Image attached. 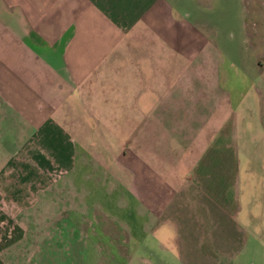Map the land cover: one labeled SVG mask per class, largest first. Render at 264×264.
Masks as SVG:
<instances>
[{"label": "crops", "instance_id": "crops-1", "mask_svg": "<svg viewBox=\"0 0 264 264\" xmlns=\"http://www.w3.org/2000/svg\"><path fill=\"white\" fill-rule=\"evenodd\" d=\"M189 14L172 16L166 0H0V264H84L85 240L93 264H126L128 225L174 264H264V43L240 63V74H252L242 167L235 99L213 71L211 34ZM192 70L210 81L198 92L199 121L180 110ZM100 97L109 102L103 113H123L122 123L99 122ZM55 110L70 120L54 119ZM99 170L120 186L121 216L83 213L69 198L67 178ZM57 187L72 216L47 227ZM57 224L61 248L51 246ZM144 247L154 257L147 264H161Z\"/></svg>", "mask_w": 264, "mask_h": 264}, {"label": "rangeland", "instance_id": "rangeland-1", "mask_svg": "<svg viewBox=\"0 0 264 264\" xmlns=\"http://www.w3.org/2000/svg\"><path fill=\"white\" fill-rule=\"evenodd\" d=\"M174 1V5L171 1L166 0V8L173 16V13H181L187 10L189 14L188 19L193 18L196 22L197 27L202 31L203 35L205 33L211 34V38L213 40V44L217 50V55H213V71H218L220 75V79L222 78L221 86L227 88L230 94V99L233 101L235 98H238V102L235 101L234 106H236V111L238 112V124L236 128V136L237 140L240 143L239 153H240V163L242 167L245 164V157L243 148L245 145L242 137H243V129L241 126L242 119L241 116L244 117V120L251 124L250 114L246 117V112L242 111V106L245 109H252L251 101H250V93L252 86V74L251 73H242L243 65L240 64L243 55L246 57V53L253 47L255 41L264 43V0H172ZM192 22V21H191ZM182 25V24H181ZM183 25L186 26L184 23ZM191 25V24H190ZM191 32V30H190ZM256 33L259 36L255 37ZM196 71V70H195ZM194 70L191 71V80L189 85V100L184 99L180 104V110L186 112L190 110V113H194V118L196 117L199 121L201 118V114L199 111L201 108V103L199 101L198 92L205 85V89H209L210 81L207 78L208 71H203L201 73V79L197 76L194 78L195 73ZM213 72V74H214ZM223 76V77H222ZM218 80V84L221 80ZM214 81V80H213ZM216 83L214 82V90L216 89ZM96 103L95 106L98 107V113L96 118H98L99 122L103 123V121H110L114 124L122 123L124 120L123 113L121 114H113L109 112L103 113L109 102L107 98H96L93 99ZM179 102V103H180ZM240 104L241 107H240ZM196 105V109H194ZM247 106V107H246ZM197 113V115H196ZM52 117L54 119H63L70 120V115H65L61 113L60 110H55L52 112ZM105 124H108L106 122ZM98 130L101 132V136L105 142L114 144L115 137L106 129L108 126H104L99 124ZM107 131V132H106ZM124 132V129H122ZM85 141H87L85 137ZM252 144V141L250 142ZM109 145V144H108ZM253 145V144H252ZM109 146H112L111 144ZM87 149H91L90 146H85ZM254 148V146H252ZM102 151V147H100ZM98 151V149H94V151ZM119 156V155H118ZM243 157V161H242ZM120 158V157H119ZM120 164L123 165V160H120ZM257 163H253L256 165ZM252 164L250 165L253 168ZM80 169V168H75ZM81 169H85L82 168ZM79 170L81 172L82 170ZM88 171V170H86ZM89 172V171H88ZM246 171H243L242 175L245 174ZM67 180H71V183L74 186V193L70 194L69 198L77 200L79 206L85 212L91 211L92 209L102 210L106 215L119 214L121 216V212L123 209H119L118 206L121 203V200L125 198L120 196L117 192L120 186L116 185L113 187L111 182L113 180L109 179L108 174L102 171H97L96 175H92L91 173L82 177H77L76 175L70 176ZM141 183V180H140ZM241 195L242 199H244L247 189H245V184H241ZM48 193V192H47ZM50 199H48V208L45 210L53 215L54 217L51 223L47 227H51L50 225L57 219V217H65L70 220L71 209L68 208L67 202L70 200L69 198L62 199V190L60 187L53 189V191L49 194ZM81 199V200H80ZM117 205L115 208L114 206ZM41 202H39V205ZM40 206H38L39 208ZM47 207V206H46ZM44 212V210H42ZM102 212V213H103ZM41 217L37 216L36 218H31V220H35L39 225ZM116 220L119 221L117 218ZM41 228L46 226H40ZM89 227V230H94L92 224L86 226ZM100 231H102L103 227L100 226ZM125 227V226H124ZM96 228V227H95ZM28 229H33L31 225L28 226ZM98 228H96V232H98ZM127 240L126 245L129 252V259L126 264H147V261L152 260L154 257H146L144 258L143 254L144 243L151 244L150 249H154L159 252V259L161 260V264H174V259L172 255L168 252L164 251L165 249H161L163 247L156 244L151 237L147 238L144 232L141 230L139 225H128L127 226ZM54 233V237L51 242L52 247L61 248L60 241V232H59V224L54 226L52 230V234ZM118 234L123 237V232L118 229ZM64 236V235H63ZM101 237L103 238L102 232ZM143 239V243L138 241L140 238ZM145 241V242H144ZM123 241L120 242H112V245L118 246ZM103 247L107 248L109 241L103 238ZM65 245V243H63ZM62 244V245H63ZM86 248V256L84 258V264H93L94 258L91 257V252L93 250L89 241L84 242ZM143 245V246H142ZM157 246V247H156ZM63 247V246H62ZM154 252V251H153Z\"/></svg>", "mask_w": 264, "mask_h": 264}, {"label": "flooded vegetation", "instance_id": "flooded-vegetation-1", "mask_svg": "<svg viewBox=\"0 0 264 264\" xmlns=\"http://www.w3.org/2000/svg\"><path fill=\"white\" fill-rule=\"evenodd\" d=\"M239 98V97H238ZM238 98H235V101H237L238 100ZM252 100V98H251V95H250V101ZM241 105L242 104H240V107H241ZM247 107V106H246ZM242 111H244V112H246V109H245V107L244 106H242ZM247 115H249V113H246V117H247ZM250 118H251V115H250ZM241 119L243 120L244 119V117L243 116H241ZM236 121H237V123H238V115H237V117H236ZM251 121H252V119H251Z\"/></svg>", "mask_w": 264, "mask_h": 264}]
</instances>
